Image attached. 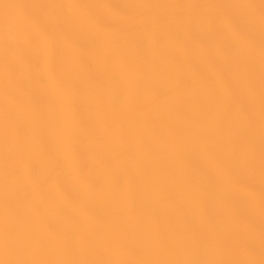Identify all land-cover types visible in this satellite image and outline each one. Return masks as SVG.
Listing matches in <instances>:
<instances>
[{"label": "bare ground", "instance_id": "obj_1", "mask_svg": "<svg viewBox=\"0 0 264 264\" xmlns=\"http://www.w3.org/2000/svg\"><path fill=\"white\" fill-rule=\"evenodd\" d=\"M0 264H264V0H0Z\"/></svg>", "mask_w": 264, "mask_h": 264}]
</instances>
